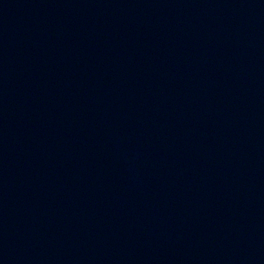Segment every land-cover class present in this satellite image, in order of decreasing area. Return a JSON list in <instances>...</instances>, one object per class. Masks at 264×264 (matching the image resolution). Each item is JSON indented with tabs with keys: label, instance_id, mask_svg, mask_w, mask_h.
<instances>
[{
	"label": "water",
	"instance_id": "95a60500",
	"mask_svg": "<svg viewBox=\"0 0 264 264\" xmlns=\"http://www.w3.org/2000/svg\"><path fill=\"white\" fill-rule=\"evenodd\" d=\"M0 264H264V0H0Z\"/></svg>",
	"mask_w": 264,
	"mask_h": 264
}]
</instances>
